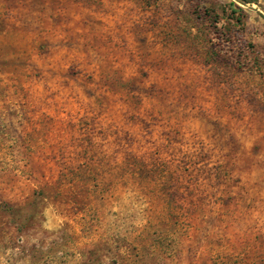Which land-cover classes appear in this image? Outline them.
Here are the masks:
<instances>
[{"label": "rangeland", "instance_id": "rangeland-1", "mask_svg": "<svg viewBox=\"0 0 264 264\" xmlns=\"http://www.w3.org/2000/svg\"><path fill=\"white\" fill-rule=\"evenodd\" d=\"M0 264H264V0H0Z\"/></svg>", "mask_w": 264, "mask_h": 264}]
</instances>
